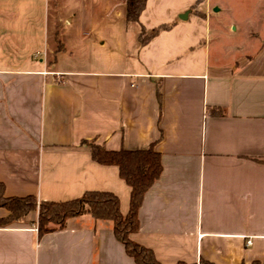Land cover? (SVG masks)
Segmentation results:
<instances>
[{"label":"crops","instance_id":"crops-1","mask_svg":"<svg viewBox=\"0 0 264 264\" xmlns=\"http://www.w3.org/2000/svg\"><path fill=\"white\" fill-rule=\"evenodd\" d=\"M200 6L147 0L134 22L124 0H0L5 196L110 191L125 214L130 188L81 141L152 146L161 173L130 238L161 264H264V6L226 24L234 36L250 27L241 40L219 30L213 42L190 28L194 15L209 30ZM157 25L166 28L141 44V26ZM36 219L0 225V264H136L108 220L84 213L39 236Z\"/></svg>","mask_w":264,"mask_h":264},{"label":"trees","instance_id":"trees-1","mask_svg":"<svg viewBox=\"0 0 264 264\" xmlns=\"http://www.w3.org/2000/svg\"><path fill=\"white\" fill-rule=\"evenodd\" d=\"M146 1L124 0L126 20L138 22ZM164 28L166 27L159 26L147 33L141 26V44ZM81 144L89 148L90 156L96 163L117 167L120 178L130 188L128 211L122 214L118 196L110 191L88 190L67 200H38L33 195L7 197L4 184L0 181V208L8 211L5 217L0 218V225L20 220L29 212L35 211L37 232L41 236L63 228L71 217L88 213L96 220H108L112 223L115 238L123 244L125 253L136 264H161L150 248L130 238L139 228L138 211L144 194L161 173L159 153L152 146L142 150L111 151L93 140H83ZM177 264L187 263L179 261ZM200 264L211 263L200 261Z\"/></svg>","mask_w":264,"mask_h":264},{"label":"rangeland","instance_id":"rangeland-1","mask_svg":"<svg viewBox=\"0 0 264 264\" xmlns=\"http://www.w3.org/2000/svg\"><path fill=\"white\" fill-rule=\"evenodd\" d=\"M157 1L159 4H164L166 6H181L183 4H186L188 8L186 10H192V14H196L198 9L201 8L200 3L203 0H153ZM210 11H209V30L207 29V32H204L203 24H196L192 25V19L194 18V15H191L189 18L190 28L192 30L196 29V39L198 41L203 40V37L207 38L213 42L214 39L217 38V33H219V30L224 32L223 34L226 35V40H241L244 36V32L246 29H250V27H243L239 29L238 36H234L233 30H229L228 26L226 25L228 22L239 21L238 19L241 18H252V15H259L261 13L262 6H264V0H207ZM185 13L182 12V14ZM254 16V17H255ZM177 17H180L179 14H177ZM224 23V24H223ZM237 24V23H236ZM158 27V25H157ZM256 28V27H255ZM199 47H196L195 51H198Z\"/></svg>","mask_w":264,"mask_h":264},{"label":"built area","instance_id":"built-area-1","mask_svg":"<svg viewBox=\"0 0 264 264\" xmlns=\"http://www.w3.org/2000/svg\"><path fill=\"white\" fill-rule=\"evenodd\" d=\"M247 242L250 243V240H248Z\"/></svg>","mask_w":264,"mask_h":264}]
</instances>
